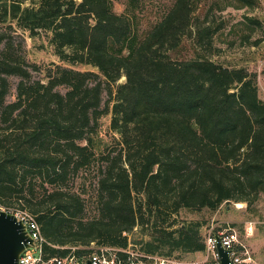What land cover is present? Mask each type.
Listing matches in <instances>:
<instances>
[{"label":"trees","instance_id":"16d2710c","mask_svg":"<svg viewBox=\"0 0 264 264\" xmlns=\"http://www.w3.org/2000/svg\"><path fill=\"white\" fill-rule=\"evenodd\" d=\"M198 2L176 0L139 38L110 0H0V27L49 33L64 64L96 70L55 65L44 83L31 80L11 41L0 54V208L31 212L46 258L86 256L95 245L182 261L205 253L207 237L206 223L179 221L181 211L251 209L264 195L258 74L208 57L218 28L197 24ZM110 114L125 160L96 142ZM97 162L88 218L75 181Z\"/></svg>","mask_w":264,"mask_h":264},{"label":"rangeland","instance_id":"374dc122","mask_svg":"<svg viewBox=\"0 0 264 264\" xmlns=\"http://www.w3.org/2000/svg\"><path fill=\"white\" fill-rule=\"evenodd\" d=\"M114 12L132 20L135 31L139 38L157 24L163 16L171 9L176 0H110ZM253 5L242 4L239 0H199L194 16L200 20L198 25L212 26L218 28L212 47L207 45L208 57L226 67H246L258 74L259 97L264 101V0H252ZM0 35L6 39L0 45V54L5 50V44L11 41L18 55H25L26 65L31 74L32 81L46 82V69L62 65L79 71H92L89 67H72L64 64L57 56L51 44V34L40 32L36 37H31L29 32L18 29L16 24L12 28L0 27ZM209 40H207L208 42ZM187 43L190 55L193 54L191 46ZM187 54V51H185ZM54 65V66H53ZM19 78H12V90L9 101L15 100L16 88ZM125 77L119 80L123 83ZM112 107L110 96L105 93L103 105ZM112 115L104 116L100 120V127L96 142L102 145V150L108 147L106 154L112 157L126 151L122 145L123 130L111 128ZM121 131V133H119ZM97 155H100L97 153ZM100 164L98 162L91 169L82 171L76 179V189L87 191L83 199L87 205V217L95 215L96 194L100 178ZM241 204V205H239ZM29 214L31 212L28 210ZM179 221H199L206 223L203 233L208 237L211 233L218 231L221 227L229 224L238 231L241 242L251 253L254 264H264V195L253 208L248 209L244 203H231L223 205L219 210L213 212L204 209L200 212L181 211ZM88 250H97L99 247L92 245ZM135 257L144 255L139 248L128 250ZM205 253H203V256ZM192 255L185 256L182 262H192Z\"/></svg>","mask_w":264,"mask_h":264},{"label":"built area","instance_id":"2783aa9c","mask_svg":"<svg viewBox=\"0 0 264 264\" xmlns=\"http://www.w3.org/2000/svg\"><path fill=\"white\" fill-rule=\"evenodd\" d=\"M7 212L16 215L17 219L24 223L28 234L34 242L30 248L21 254L19 264H87L88 261L91 264H221L217 254L216 236L220 237L223 248L231 252L230 259L232 264H254L252 255L241 242L238 231L229 224L207 237L205 259L201 262H182L181 260L151 255L135 257L128 250L109 248H99L86 256H78L75 253H71L65 258H46L43 253L46 240L41 234L36 219L27 212Z\"/></svg>","mask_w":264,"mask_h":264},{"label":"water","instance_id":"95a60500","mask_svg":"<svg viewBox=\"0 0 264 264\" xmlns=\"http://www.w3.org/2000/svg\"><path fill=\"white\" fill-rule=\"evenodd\" d=\"M216 240L221 264H232L231 252L223 248L220 237L216 236ZM33 244L24 223L16 215L0 209V264H19L21 254ZM87 264L91 262L88 261Z\"/></svg>","mask_w":264,"mask_h":264},{"label":"crops","instance_id":"0c3cea01","mask_svg":"<svg viewBox=\"0 0 264 264\" xmlns=\"http://www.w3.org/2000/svg\"><path fill=\"white\" fill-rule=\"evenodd\" d=\"M192 258H194L193 261H198V262H201L205 259V257L203 256V253L193 254Z\"/></svg>","mask_w":264,"mask_h":264},{"label":"bare ground","instance_id":"6f19581e","mask_svg":"<svg viewBox=\"0 0 264 264\" xmlns=\"http://www.w3.org/2000/svg\"><path fill=\"white\" fill-rule=\"evenodd\" d=\"M239 205H241V204H239Z\"/></svg>","mask_w":264,"mask_h":264}]
</instances>
